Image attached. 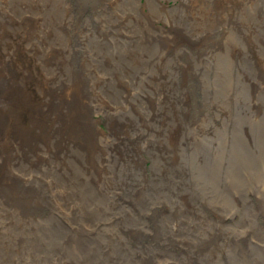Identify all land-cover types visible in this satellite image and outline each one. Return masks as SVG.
Returning a JSON list of instances; mask_svg holds the SVG:
<instances>
[{
    "label": "rangeland",
    "instance_id": "rangeland-1",
    "mask_svg": "<svg viewBox=\"0 0 264 264\" xmlns=\"http://www.w3.org/2000/svg\"><path fill=\"white\" fill-rule=\"evenodd\" d=\"M70 86L89 144L0 150V264H264V0H0V122Z\"/></svg>",
    "mask_w": 264,
    "mask_h": 264
},
{
    "label": "bare ground",
    "instance_id": "bare-ground-1",
    "mask_svg": "<svg viewBox=\"0 0 264 264\" xmlns=\"http://www.w3.org/2000/svg\"><path fill=\"white\" fill-rule=\"evenodd\" d=\"M78 86H70L68 89L62 92L58 91L59 93L56 94L59 95V100L69 102L68 105L71 104L68 110H56L53 112L51 111V106L49 107L45 103L46 101L37 107L29 108V114L32 121L34 120L36 129L38 130L42 126L44 127V132L41 135L37 133L28 134L20 130L15 123L12 124L10 122V124H6L5 122H0V150L6 151L15 148L21 149L23 152L31 151L39 142H46L55 132L57 133V137L61 139L60 142H63L61 144L65 145L69 142H75L81 145L89 144L91 141L88 142L87 140L89 139L90 133L84 124L85 117H83L82 112L84 105L80 98L81 93L79 94ZM19 93H22L21 88L18 85H12V88L9 90V98L19 97V101L24 103L21 97L22 94L20 95ZM57 125L59 128L54 129Z\"/></svg>",
    "mask_w": 264,
    "mask_h": 264
}]
</instances>
